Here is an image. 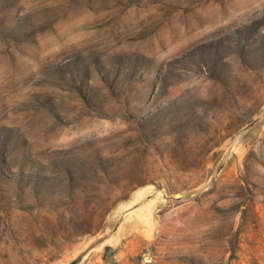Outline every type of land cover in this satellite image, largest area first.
Listing matches in <instances>:
<instances>
[{"label":"rangeland","instance_id":"374dc122","mask_svg":"<svg viewBox=\"0 0 264 264\" xmlns=\"http://www.w3.org/2000/svg\"><path fill=\"white\" fill-rule=\"evenodd\" d=\"M0 264H264V0H0Z\"/></svg>","mask_w":264,"mask_h":264}]
</instances>
